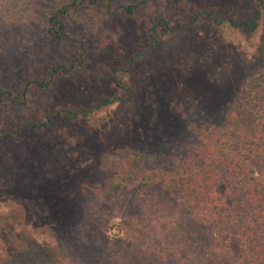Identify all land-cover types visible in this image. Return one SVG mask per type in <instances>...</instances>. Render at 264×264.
I'll list each match as a JSON object with an SVG mask.
<instances>
[{
	"label": "trees",
	"instance_id": "1",
	"mask_svg": "<svg viewBox=\"0 0 264 264\" xmlns=\"http://www.w3.org/2000/svg\"><path fill=\"white\" fill-rule=\"evenodd\" d=\"M251 2L249 8L233 0H0L9 27L37 16L41 42L52 50L16 84L0 86V144L39 133L49 146L41 166L32 168L26 148L4 154L0 194L25 190L35 207L50 208L54 198L91 180L111 203L120 191L136 201L115 240L105 234L106 211L89 216L80 232L75 218L64 215L53 220L65 231L63 237L52 232L54 250L37 242L38 255L9 257L4 251L0 264H264V61L246 69L216 118L188 122L189 137L172 149V166L146 170L139 140L102 154L110 158L95 155L85 141L110 106L125 112L134 127L143 83L134 67L144 57L175 43L185 48L187 33L199 22L251 33L264 0ZM108 18L112 34L95 45L90 35ZM104 45L107 60L92 63L91 51ZM219 75L205 74L222 86ZM8 219L14 227L27 225L14 214Z\"/></svg>",
	"mask_w": 264,
	"mask_h": 264
},
{
	"label": "rangeland",
	"instance_id": "2",
	"mask_svg": "<svg viewBox=\"0 0 264 264\" xmlns=\"http://www.w3.org/2000/svg\"><path fill=\"white\" fill-rule=\"evenodd\" d=\"M233 1L241 7L252 6L251 0ZM38 19L33 14L30 19L21 20L9 27L0 16V86L16 84L34 63L46 60L51 55V48H46L39 37ZM113 28L109 18L102 19L95 25L90 39L97 45L102 35L112 34ZM171 41L172 46L175 41ZM185 44V48L175 43L168 51L155 50L144 57V64L135 65L134 75L142 78L143 82L140 94L137 95L139 103L136 109L139 110L140 117L134 127L130 128V123L126 120L127 114L117 106L103 110L98 115L101 123L85 139L95 155H102L106 151L111 153L114 148L118 150L139 140V150L144 153L141 162L146 170L150 167L152 169L156 164L163 168L174 165L172 149L176 152L177 148L184 147L182 142L188 135V122L216 118L222 101H226L235 92L246 69L253 63L264 61V6L257 26L251 33L232 31L227 27L214 28L208 23L199 22L187 33ZM107 50V45L98 51L92 50L89 55L91 62L107 60ZM115 60L113 56L111 62H116ZM201 67H206L205 73H202ZM207 72L214 76L219 73V78L223 80L222 86L209 82L205 76ZM149 85L150 90L144 89L149 88ZM40 135L35 133L15 145L7 142L0 144V159L4 154L26 148L30 158L28 167L41 166L47 157L49 146L42 145L43 137ZM103 176V172H99V177ZM93 185L91 180L86 181L79 190H70L67 194L57 196L52 200V205L49 204L50 208L41 204L35 207L32 199L28 198L30 194L25 190L14 188L6 194L7 197L0 194V216L4 217L0 219V263L6 258L4 251L9 257L38 255V243L41 242L54 250L57 244L52 236L55 233L52 232L63 237L65 231L57 227L53 220L64 215L69 221L75 218L77 225L74 228H78L76 232H80L89 216L106 211L103 214L107 219L106 223L110 221V226L105 234L109 240H115L113 236L120 234L119 223L124 220L123 214H134L136 201L129 192L120 191L114 197V203H111L104 198L103 191ZM220 194L225 196L224 192ZM224 201L226 202V198ZM9 214H14L21 222L26 221L27 225L24 228L14 227L8 223ZM34 217L38 219L37 222H33ZM63 240L75 243V240L71 241L69 238Z\"/></svg>",
	"mask_w": 264,
	"mask_h": 264
}]
</instances>
